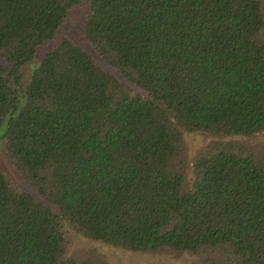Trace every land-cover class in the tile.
Segmentation results:
<instances>
[{"label":"trees","instance_id":"16d2710c","mask_svg":"<svg viewBox=\"0 0 264 264\" xmlns=\"http://www.w3.org/2000/svg\"><path fill=\"white\" fill-rule=\"evenodd\" d=\"M0 0V264H107L123 251L264 264V0ZM211 138L189 160L184 134ZM240 137L243 141H224ZM259 149V150H258ZM45 202H40L36 195ZM164 264V263H156Z\"/></svg>","mask_w":264,"mask_h":264},{"label":"rangeland","instance_id":"374dc122","mask_svg":"<svg viewBox=\"0 0 264 264\" xmlns=\"http://www.w3.org/2000/svg\"><path fill=\"white\" fill-rule=\"evenodd\" d=\"M86 12V4L84 0H81L79 6L74 8L70 13L58 31L57 36L52 42H48L41 46L38 51L34 62L31 65L26 67V73L28 76L31 74L32 70L36 68L37 64L42 59V56L45 52L49 51L56 45L60 43V41L64 38L69 39L73 44L80 46L85 51H87L96 63L103 67L106 71L113 72L112 68L106 66V64L98 57V55L92 50L90 45L84 40L82 36L83 30V22L84 16ZM1 62V60H0ZM184 143L187 148V156L189 160H191L195 154L207 146L209 142L212 140L211 138H206L199 134H184ZM243 141L240 137H233L224 139V141ZM249 143L257 146L258 148L264 149V134H260L255 138L248 139ZM259 150V149H258ZM264 151V150H263ZM0 171L5 173L11 181L18 186L19 188L31 192V189L28 187L26 182L21 178V176L14 170V168L8 162L4 152V146L0 143ZM36 198L46 204V202L37 194ZM65 234L68 240V250L70 254L76 253L78 251L81 252H90L94 251L100 255H102L107 264H156V263H164V264H190V258L183 257H170L166 255H150V254H142V253H134L123 251L119 248L106 245L100 242L91 241L89 239L84 238L83 236L75 233L71 230L67 225H64Z\"/></svg>","mask_w":264,"mask_h":264}]
</instances>
